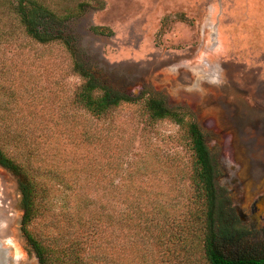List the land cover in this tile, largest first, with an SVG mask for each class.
Here are the masks:
<instances>
[{
  "label": "rangeland",
  "instance_id": "374dc122",
  "mask_svg": "<svg viewBox=\"0 0 264 264\" xmlns=\"http://www.w3.org/2000/svg\"><path fill=\"white\" fill-rule=\"evenodd\" d=\"M53 1L74 8L85 0ZM88 1L81 15L54 23L53 31L72 41L101 84L139 100L94 118L76 100L84 79L72 70L66 47L34 40L3 9L5 149L19 157L35 153L43 170L60 163L68 185L99 187L97 204L113 208L117 187H131L181 213L193 195L194 156L186 126L169 118L151 122L145 99L163 96L186 121L198 123L211 154L220 155L216 181L242 218L240 236L225 252L264 255V0ZM87 129L100 138L97 148L85 145ZM79 158L84 178L76 182ZM76 195L60 191L52 225L35 221L30 229L50 238L68 231ZM20 202L17 177L0 165V264H37L22 231Z\"/></svg>",
  "mask_w": 264,
  "mask_h": 264
},
{
  "label": "trees",
  "instance_id": "16d2710c",
  "mask_svg": "<svg viewBox=\"0 0 264 264\" xmlns=\"http://www.w3.org/2000/svg\"><path fill=\"white\" fill-rule=\"evenodd\" d=\"M89 2L79 1L74 8H66L53 0H0V13L6 9L14 14L34 40L42 44L59 40L66 47L71 54L72 70L84 79L76 100L100 120L122 102L139 99L101 84L84 65L72 41L53 31L54 23L81 15ZM144 106L151 122L169 118L186 126L194 156L190 176L193 195L186 207L187 214L180 213L174 204L163 205V201L143 198L145 190L131 187L114 189L118 204L113 208L97 204L99 187H72L66 182L67 175L60 163L59 168L43 170L36 164L35 153L12 155L0 138V165L17 177L22 231L37 264H264V255L235 256L225 252L226 245L239 238L236 224L242 219L231 206L225 189L218 186V164L198 123L186 121L160 95L147 97ZM84 133L85 145L97 148L100 138L89 135V129ZM79 160L72 170L76 182L84 178V167L78 168ZM91 170L87 178L94 177L97 166ZM56 181L63 184V190L76 192L78 204L68 231L55 238L40 237L29 226L45 220H51L47 225H52L55 205L63 191L54 184Z\"/></svg>",
  "mask_w": 264,
  "mask_h": 264
},
{
  "label": "flooded vegetation",
  "instance_id": "af4514ba",
  "mask_svg": "<svg viewBox=\"0 0 264 264\" xmlns=\"http://www.w3.org/2000/svg\"><path fill=\"white\" fill-rule=\"evenodd\" d=\"M209 147V146H208ZM209 149H210V147H209ZM210 151H211V149H210ZM214 157L216 158V161H217V164H218V168H219V172H221V165H220V161H219V157H220V155H218V153H217V155H214ZM237 212H239V211H237ZM239 214V213H238ZM239 216H240V214H239ZM240 218H241V216H240ZM242 219V218H241ZM1 246V245H0Z\"/></svg>",
  "mask_w": 264,
  "mask_h": 264
}]
</instances>
